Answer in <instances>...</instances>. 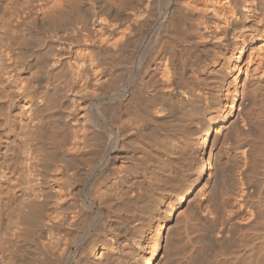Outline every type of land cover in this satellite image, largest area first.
<instances>
[{"label":"bare ground","instance_id":"1","mask_svg":"<svg viewBox=\"0 0 264 264\" xmlns=\"http://www.w3.org/2000/svg\"><path fill=\"white\" fill-rule=\"evenodd\" d=\"M174 163L159 214L193 200L205 264H264V0H0V264H173L119 210Z\"/></svg>","mask_w":264,"mask_h":264},{"label":"rangeland","instance_id":"2","mask_svg":"<svg viewBox=\"0 0 264 264\" xmlns=\"http://www.w3.org/2000/svg\"><path fill=\"white\" fill-rule=\"evenodd\" d=\"M247 100H249V101H251L249 98H247L245 101L246 102H244L243 101V103L244 104H246L244 107L246 108H249V101H247ZM251 105V104H250ZM134 163L136 164V166L137 167H139V169H140V167H142V169H144V166L142 165V162L139 160L138 161V159L137 158H135L134 159ZM139 166H138V165ZM176 166H181V167H176ZM173 164V166L172 167H174L175 168V172H174V168H172V167H170V171L168 172V174H166V176L163 178V181L161 180L160 182H159V184L158 183H141V185L140 186H138V187H136L135 186V188L134 189H138V190H141V191H137V189H136V194H135V196H134V198L131 200L132 202H131V207H129V211H128V209H125V207L123 208V206H121L120 207V210L119 211H121V209H122V211H125L124 213H127V214H129V213H131V214H129V215H132V217L134 216V218H137V220L140 222V223H142L141 224V226L143 225V227H146V226H148L149 227V225L150 226H153V224H155L156 222H157V218H160V219H164V220H166V222H165V224H166V226H167V232L164 234V236L162 237V238H164V239H162L161 238V240H160V248L162 249V250H164V251H166L165 252V254H166V256H167V254H168V258H172V262H173V264L175 263H177V258H178V260L181 258V256H183V254L182 253H184V250L186 249V247H184V237H186L189 233L188 232H192V234H193V236H194V233L193 232H195V236H194V238H195V240H196V242H198V240L200 241V239L202 240V236H200V235H204V237H203V239H204V241L203 242H198V244H200L201 245V247H202V243H203V247H204V250H203V247H202V252H200V253H197L196 255V257L198 258V260H196V262H197V264H205V263H207L206 261L207 260H210L209 259V257H211V255H210V253H212V251H214L215 249V247L217 246V240H212L213 239V237L214 236H212L211 235V233H213V232H211L212 231V223H210L211 221L207 218V217H204L203 215H201V214H198V213H195L194 212V204H195V201H191V204H190V202H188L190 205H188V203H186V207H184V212H182L183 214H180V215H182V217H180V215H179V219H178V217L176 216V217H173L172 219H170V220H168L169 218H170V212L169 213H167V214H159V207H160V201H162V197L165 195V194H168V192H169V194H171V192L173 193L172 195H178V194H180V192H182L183 190H188L190 187V185L194 182V179H195V174H194V172L193 171H191V168L189 167H187V169H186V166H185V164H183V163H181V164H176V163H174ZM185 166V167H184ZM183 167H184V170H183ZM172 169V170H171ZM186 169V170H185ZM142 171V170H141ZM185 172V173H184ZM182 173H184V174H182ZM173 177H172V176ZM175 175V176H174ZM191 175V176H190ZM175 177V178H174ZM174 178V179H173ZM178 178V179H177ZM183 178V179H182ZM165 179V180H164ZM173 179V180H172ZM172 180V181H171ZM175 180V181H174ZM184 181V182H183ZM187 181V182H186ZM163 184H162V183ZM168 182V183H167ZM181 182V183H180ZM189 182V183H188ZM162 185H161V184ZM176 183H177V185H176ZM148 184H151V185H148ZM169 186H168V185ZM170 184L172 185V184H174V185H172V186H170ZM159 185V186H158ZM176 185V186H175ZM180 185V186H179ZM165 188H164V187ZM185 186V187H184ZM142 187V188H141ZM159 187V188H158ZM163 187V188H162ZM170 189H169V188ZM172 187V188H171ZM156 188V189H155ZM173 189V190H172ZM142 190H144V191H142ZM171 190V191H170ZM175 190V191H174ZM181 190V191H180ZM163 191V192H162ZM168 191V192H167ZM177 191V192H176ZM145 192V193H144ZM175 192H176V194H175ZM179 192V193H178ZM143 196V197H142ZM153 196V197H152ZM137 199V200H136ZM147 201H146V200ZM190 201V200H189ZM145 202V203H144ZM142 203V204H141ZM150 203V204H149ZM142 205V206H141ZM158 205V206H157ZM187 206H189V207H187ZM193 206V207H192ZM135 207H136V209H135ZM148 207V208H147ZM157 209H156V208ZM147 208V209H146ZM193 208V209H192ZM125 209V210H124ZM149 209H151V210H149ZM192 209V210H191ZM118 211V212H119ZM194 212V213H193ZM152 215V216H151ZM188 217H187V216ZM186 216V217H185ZM154 217H155V219H154ZM186 218V220H185V218ZM192 219H191V218ZM196 217V218H195ZM152 218V219H151ZM149 219V220H148ZM190 221H189V220ZM199 221H198V220ZM141 220V221H140ZM144 220H145V223H144ZM148 220V221H147ZM156 220V221H155ZM180 220V221H179ZM182 220H184V221H182ZM196 220V221H195ZM202 220V221H201ZM154 221V222H153ZM182 221V223H180ZM189 221V222H188ZM192 221V222H191ZM207 221H210V222H207ZM153 222V223H152ZM161 222H162V220H161ZM191 222V223H190ZM197 222H199V223H197ZM149 223V224H148ZM187 223V224H186ZM186 224V225H185ZM209 224V225H208ZM183 225V226H182ZM189 225V226H188ZM196 225V226H195ZM201 226V228L200 227H198V226ZM205 225V226H204ZM184 226H185V228H187V229H185L184 228ZM190 227V229L188 228V227ZM192 226H194V227H192ZM209 226V227H208ZM181 227V228H180ZM183 227V228H182ZM196 227H198L200 230L198 231V229L196 228ZM212 227V228H211ZM196 228V229H195ZM211 229V230H209V229ZM185 229V230H184ZM191 229H195L196 231H191ZM207 229V230H206ZM179 230H181V231H179ZM184 230V231H183ZM200 231H202L201 233H200V235H199V232ZM206 231V232H205ZM181 232V233H180ZM197 232V233H196ZM211 232V233H210ZM186 233H188L187 235H185ZM184 236H183V235ZM191 234V233H190ZM191 234V235H192ZM214 234V233H213ZM191 235H188L189 236V240L186 238L185 239V244L187 245V243H190V245L189 246H187L188 248L193 244V243H195V241H194V238L192 239L191 237H193V236H191ZM197 235H199L198 237H197ZM191 236V237H190ZM183 237V238H182ZM211 237V238H210ZM190 238H191V240H190ZM199 238V239H198ZM215 238V237H214ZM182 239V240H181ZM216 239V238H215ZM210 240V241H209ZM212 240V241H211ZM215 242V244H214V242ZM187 242V243H186ZM192 242V243H191ZM166 243V244H165ZM180 245H178V244ZM183 244V245H182ZM213 246H212V245ZM185 245V246H186ZM216 245V246H215ZM165 246V247H164ZM206 246V247H205ZM164 247V248H163ZM178 247V248H177ZM180 247V248H179ZM185 248V249H182V248ZM213 247V248H212ZM206 248V249H205ZM179 249V250H178ZM183 250V251H181L180 252V250ZM211 249H213V250H211ZM172 251V252H171ZM175 251V252H174ZM210 251V252H209ZM206 252V253H205ZM177 253V254H176ZM179 253H181V256H180V254ZM209 253V254H208ZM174 256H173V255ZM179 254V257L177 256ZM213 254V253H212ZM174 257V258H173ZM176 257V258H175ZM174 259H176V260H174ZM202 260L204 261V262H202Z\"/></svg>","mask_w":264,"mask_h":264}]
</instances>
